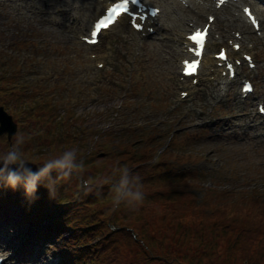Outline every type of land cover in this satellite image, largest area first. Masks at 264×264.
Segmentation results:
<instances>
[{
    "label": "rangeland",
    "instance_id": "rangeland-1",
    "mask_svg": "<svg viewBox=\"0 0 264 264\" xmlns=\"http://www.w3.org/2000/svg\"><path fill=\"white\" fill-rule=\"evenodd\" d=\"M19 1L0 0V87L1 91L8 92V95L1 92L0 105L15 106V98L20 95L22 103L31 104L36 96L54 108L50 111L43 104L39 109L34 107L37 111L28 116L25 114L23 118L19 111L15 115L18 131L9 145L15 143L17 136L23 137L24 154L32 168L37 162L38 167L42 165L41 160L35 161L34 150H44L47 146L46 139L56 128L57 115L69 112L65 127L69 126V136L73 140L76 126L87 129L84 132V141L86 137L89 141L85 148L87 153L102 152L104 135L113 134L120 138L123 133L139 128L153 126L159 129L164 136L160 151L175 132L183 141L189 135L192 139L185 143L182 151L187 156L202 159L182 167L202 173L201 191L197 189L195 192L197 197L202 191L213 188L242 193L262 186L264 120L253 113L258 102L264 103V50L256 39L258 46L253 54L257 73L251 75L255 93L247 101H241L238 85L229 86L224 97L219 94L216 83L202 77L189 97L178 102L179 68L173 53L178 34L167 30L166 26L170 25L168 17L164 19L163 30L153 39H142L127 28L118 27L104 34L100 45L89 48L77 39V34H82L88 26L90 0L88 8L79 11L77 4L73 5L71 15L61 14L60 8L55 9L66 6L60 0H48L47 4L53 5V9L44 8L46 0ZM151 1L164 9L158 0ZM208 2L212 5L213 0ZM255 6L264 8L259 1ZM187 18L186 23L190 19L199 24L205 22V18L198 15H188ZM81 20H86L84 29ZM90 54H100V61L106 65L105 72L96 71ZM13 88L17 91L16 96L9 95ZM54 112L57 114L49 115ZM34 114L43 126L37 120H31L34 117L28 120ZM63 135L68 136L65 131ZM9 145L1 138L0 153L7 152ZM59 150L55 148L54 151L57 154ZM89 175V172L80 174V182ZM53 182L55 197L49 195L46 187L40 186L23 209L30 211L33 202H41L52 210L61 199L59 191H64V186L75 187L70 176L53 178ZM88 192L95 193L93 190ZM55 199L56 202L50 204ZM15 203L8 206L7 211L0 210V251L5 247L14 251L18 242L25 252L21 251L7 264H59V237L63 235L67 239L69 231L57 233L48 229L53 220L62 219L60 212H52L53 218L44 216L27 220L21 209L22 202L16 200ZM131 210L126 206L122 212L126 214ZM46 232H49L47 237Z\"/></svg>",
    "mask_w": 264,
    "mask_h": 264
},
{
    "label": "trees",
    "instance_id": "trees-1",
    "mask_svg": "<svg viewBox=\"0 0 264 264\" xmlns=\"http://www.w3.org/2000/svg\"><path fill=\"white\" fill-rule=\"evenodd\" d=\"M151 127L120 138L103 136L101 158L99 153L77 150L80 166L70 175L74 189L64 186L61 199L50 201L53 207L65 204L62 219L52 225L57 232L70 231L62 264H264V183L242 193L208 189L197 197L202 173L182 167L201 159L182 151L191 139L176 136L154 162L164 136ZM56 143L66 145L65 139ZM59 155L41 158L48 161ZM85 172L90 175L82 184L80 174ZM125 176L129 183L122 191H139L142 201L128 195L117 200ZM52 177L60 178L56 172ZM0 195V203L7 206L21 199L25 208L29 201L21 188L0 186ZM33 206L31 215L49 210L45 203ZM126 206L132 210L124 214Z\"/></svg>",
    "mask_w": 264,
    "mask_h": 264
},
{
    "label": "clouds",
    "instance_id": "clouds-1",
    "mask_svg": "<svg viewBox=\"0 0 264 264\" xmlns=\"http://www.w3.org/2000/svg\"><path fill=\"white\" fill-rule=\"evenodd\" d=\"M23 137L17 136L15 143L7 152L0 153V186L16 190L22 188L28 198H34L40 186L48 189L49 195L55 197L56 190L52 173L58 177H69L74 169L80 165L77 163V150L66 149L55 158H51L39 166L35 171L30 166L23 150ZM129 183L127 176L121 179L117 189L120 196L128 195L132 201H142L144 195L139 192H124L122 189ZM11 255L10 251H0V264H4Z\"/></svg>",
    "mask_w": 264,
    "mask_h": 264
},
{
    "label": "snow or ice",
    "instance_id": "snow-or-ice-1",
    "mask_svg": "<svg viewBox=\"0 0 264 264\" xmlns=\"http://www.w3.org/2000/svg\"><path fill=\"white\" fill-rule=\"evenodd\" d=\"M140 0H113L111 5L106 9V14L102 15L101 18H98L93 25V28L91 30V39L87 42L94 43L96 41V38L105 30L110 28L111 26H114L116 23L119 22V20L127 15L129 17H132V26L139 29L141 28V25L138 23V20L136 17H133L132 11L130 9L131 5H137L139 4ZM225 2V0H219V4L222 5ZM245 13L249 15V18L251 19V22L253 25L257 24V20L255 17L252 16L249 9H244ZM153 15H156V11H153ZM143 18V17H140ZM206 34V30H200L197 31L194 35L190 36L189 39L194 42L195 45L199 46L200 50L195 51L196 56L201 55V50L204 45V36ZM235 47H239L236 45ZM221 58L223 59V53H221ZM198 66V62L196 61H186L185 62V72L186 74H191L195 71L196 67ZM245 92L251 91V86L246 85L244 88ZM261 112H264V108L260 109Z\"/></svg>",
    "mask_w": 264,
    "mask_h": 264
},
{
    "label": "bare ground",
    "instance_id": "bare-ground-1",
    "mask_svg": "<svg viewBox=\"0 0 264 264\" xmlns=\"http://www.w3.org/2000/svg\"><path fill=\"white\" fill-rule=\"evenodd\" d=\"M72 2V1H74L75 3L74 4H77L78 5V7L77 8H83V7H86V8H88V4L89 3H86V0H60V2ZM91 1V4H90V7H89V9L88 10H90L89 11V15H91V14H94L95 15V17L97 16V15H99L101 12H102V10L106 7V5L107 4H109L110 2H112L113 0H97L96 1V3H97V5L95 4V2L93 1V0H90ZM166 4H170L171 5V3H173V0H163ZM191 2H193V1H191ZM206 3H207V1L206 0H195L193 3H192V8L190 9L191 10V12H192V14H196V15H200V14H202V12H203V10L204 9H206L205 8V5H206ZM66 6H67V8H68V4L66 3ZM176 7H178L179 8V10L180 11H183V13L181 14V16L180 15H178V16H176V17H174V16H169L168 17V23H170V28H169V30L172 32V31H174V32H179V35L181 36V35H183V34H185V33H181L182 31H187V29H188V27H186L185 26V22H186V18H187V15H188V11L186 10V8H184V7H180V6H177L176 5ZM67 8L66 7H63V8H60V9H62V12H64V11H66L67 10ZM68 10H69V8H68ZM213 10H215V3H214V7L212 8V10H210V11H213ZM170 11H171V9H170ZM72 11H69V13H67V14H70ZM73 17V16H72ZM90 19L91 20H93L94 19V17H90L89 18V21H90ZM82 21V25L81 26H84L85 27V22H86V20H81ZM81 21L79 22V23H81ZM78 23V24H79ZM121 22H119V24H120ZM242 23H243V25L245 26V24H244V21L242 20ZM119 24H115L113 27H111V28H109L110 30H112V29H115ZM63 28H65L66 27V25H64V24H60ZM225 26H227V25H229L228 23L227 24H224ZM69 26H67V28H68ZM228 27V26H227ZM67 30V29H66ZM175 55H176V57H178L179 59H180V61L182 60V58L184 57V56H182L181 55V50L180 51H177L176 50V53H175ZM200 72V71H199ZM199 72H198V74H199Z\"/></svg>",
    "mask_w": 264,
    "mask_h": 264
},
{
    "label": "water",
    "instance_id": "water-1",
    "mask_svg": "<svg viewBox=\"0 0 264 264\" xmlns=\"http://www.w3.org/2000/svg\"><path fill=\"white\" fill-rule=\"evenodd\" d=\"M15 132L16 125L13 123L12 118L0 107V136L7 133L10 140Z\"/></svg>",
    "mask_w": 264,
    "mask_h": 264
}]
</instances>
